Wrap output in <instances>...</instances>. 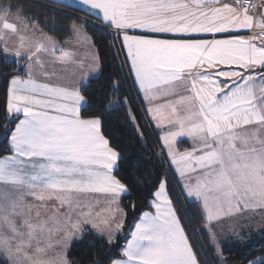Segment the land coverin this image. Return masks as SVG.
I'll return each mask as SVG.
<instances>
[{"label": "snow or ice", "instance_id": "snow-or-ice-1", "mask_svg": "<svg viewBox=\"0 0 264 264\" xmlns=\"http://www.w3.org/2000/svg\"><path fill=\"white\" fill-rule=\"evenodd\" d=\"M76 2L86 11L63 42L23 8H0V69H12L4 73L0 131V262L73 264L67 250L88 234L86 226L109 245L123 232L119 202L131 189L115 174L120 154L101 118L81 114L80 85L100 57L85 66L69 48L94 46L87 35L94 20L111 37L109 51L127 69L123 80L131 81L148 123L162 133L169 164L150 193L154 211L140 215L107 264H209L213 253L224 264L228 235L239 237L252 222L264 231V0ZM71 66L82 80L65 83ZM131 104V97L119 101L134 124ZM180 138L190 147L180 150ZM186 203L196 206L199 236ZM244 259L264 264V256Z\"/></svg>", "mask_w": 264, "mask_h": 264}, {"label": "trees", "instance_id": "trees-1", "mask_svg": "<svg viewBox=\"0 0 264 264\" xmlns=\"http://www.w3.org/2000/svg\"><path fill=\"white\" fill-rule=\"evenodd\" d=\"M7 1L14 5V11L20 7L23 8L25 15L33 19L38 18L44 31L60 42L70 38L73 18L84 16L83 12L58 7L56 3L48 0ZM94 23V20H90L87 35L94 41L96 54L100 57V73L81 88L85 97V105L81 114L82 118L91 116L101 118L103 134L120 154V162L115 174L131 189V195L126 194L119 202L121 209L126 213V218L123 232L116 236L115 242L109 245L106 239L86 231L88 234L73 243L67 251L68 259L73 264H93L95 260L104 259L105 256L107 257L105 264H107L108 260L116 258L138 217L144 211L150 210L149 204L152 200L150 193L155 190L153 184L158 185L159 183L157 177L163 178L164 171L168 169L161 156L155 135L144 121L130 81L125 83L123 80V77L127 75L126 69L121 70L120 61L115 60L112 52L109 51L111 37L101 35L100 31L93 27ZM11 70L10 66L0 69V131L4 127L3 113L8 83L4 73ZM116 82H119L118 86H115ZM124 97L132 99L131 107L137 117L134 124L128 121L126 109L119 106V101ZM0 140H3L2 136ZM187 147L185 142L178 143L180 150ZM4 150V143H0V153ZM168 175L169 190L172 191V185L175 183L170 171ZM177 194L178 189L173 193V199ZM133 203L135 210L131 206ZM185 209L192 218V227L197 228V236H199L201 226L197 223L196 206L186 203ZM200 242L203 244L204 240L201 238ZM221 247L224 264H241V261L247 264L244 259L246 256L248 259L264 256V231L253 234L244 241L224 240ZM208 259L209 264H220V260L214 258V253L209 254Z\"/></svg>", "mask_w": 264, "mask_h": 264}, {"label": "crops", "instance_id": "crops-1", "mask_svg": "<svg viewBox=\"0 0 264 264\" xmlns=\"http://www.w3.org/2000/svg\"><path fill=\"white\" fill-rule=\"evenodd\" d=\"M48 1H50V2H53V3H55L54 2V0H48ZM60 2L62 3V4H64V5H67V6H69V7H67V8H71V9H74V10H78V11H80V12H83L84 14H85V11L86 10H81V8H80V5L76 2V0H60ZM9 4V2L7 1V0H0V8H3L4 6H6V5H8ZM13 12H15L14 10H13ZM72 28V27H71ZM242 34H244V35H247V34H249V33H242ZM68 40V39H67ZM69 48L70 49H74L76 52H77V54H78V57L81 59V60H83L84 61V63H85V66H87V64H89L90 62H91V60H90V58H91V56L93 55V54H96V51H95V48H94V46H92V47H90L89 45H84V46H80V45H77V44H75V42H73L72 44H70L69 45ZM126 69V68H125ZM126 72H127V69H126ZM99 73H100V67L95 71V72H90L89 73V75H88V81L90 80V79H93V78H96L97 76H99ZM63 75H65L66 77H67V79L65 80V81H63V82H65V83H75L77 80H82V74H81V70L80 69H78V68H76L75 66H71V67H69L68 68V70L66 71V72H63L62 73ZM87 81V82H88ZM130 84H131V81H130ZM83 86H85V84H83V83H81V85H80V87L82 88ZM133 90V92H134V94L136 95V97H137V94H136V91L134 90V89H132ZM137 101H138V104H139V107H140V111H141V113H142V116H143V118H144V121H145V123L148 125V127H149V129L154 133V135H155V138H156V141H157V144H158V147H159V149H160V151H161V147H162V142L161 141H159V136L162 134L161 132H160V130L159 129H157L156 128V126H155V124L154 123H152V124H149L148 123V120L145 118V113H144V111L141 109V101H140V99L137 97ZM84 105H85V102L81 105V110H82V108L84 107ZM180 142H185V139L184 138H180ZM179 142V143H180ZM187 145H188V147H190V141H188V142H185ZM164 158V157H163ZM164 160H165V158H164ZM166 162V161H165ZM166 165L168 166V168H169V164L166 162ZM171 172V171H170ZM171 176H172V179H173V181H174V183H176V178L173 176V173L171 172ZM126 194H124L123 196H125ZM122 196V197H123ZM119 207H120V204H119ZM120 209H121V207H120ZM148 211H154V209H151L150 208V210H148ZM140 217V216H139ZM139 217H138V219H139ZM138 219L136 220V222L138 221ZM135 222V223H136ZM135 223H134V225H135ZM227 223V222H226ZM134 225H133V227H134ZM132 227V228H133ZM85 231H90V232H92V233H94L95 235H97V236H99V237H102V238H104V239H106L107 240V237L106 236H101L96 230H94V229H92L91 228V226L90 225H88V226H86V228H85ZM260 232H262L261 231V229L259 228V226H258V224L257 223H255V222H252L251 224H250V226H245L244 227V229H243V231L241 232V235L239 236V237H232L231 235H228V237L226 238V239H224V240H235V241H244V240H248L253 234H258V233H260ZM128 238H130V234H129V237ZM79 240H81L80 238H76V239H73L71 242H70V246L73 244V243H75V242H77V241H79ZM223 240V241H224ZM126 243V242H125ZM124 243V244H125ZM70 246H69V248H70ZM68 248V249H69ZM68 251V250H67Z\"/></svg>", "mask_w": 264, "mask_h": 264}, {"label": "built area", "instance_id": "built-area-1", "mask_svg": "<svg viewBox=\"0 0 264 264\" xmlns=\"http://www.w3.org/2000/svg\"><path fill=\"white\" fill-rule=\"evenodd\" d=\"M245 3H248V0H244Z\"/></svg>", "mask_w": 264, "mask_h": 264}, {"label": "rangeland", "instance_id": "rangeland-1", "mask_svg": "<svg viewBox=\"0 0 264 264\" xmlns=\"http://www.w3.org/2000/svg\"><path fill=\"white\" fill-rule=\"evenodd\" d=\"M183 203V200L181 201ZM184 207H185V204H184ZM194 228V227H193ZM197 229V228H196ZM198 234V233H197Z\"/></svg>", "mask_w": 264, "mask_h": 264}]
</instances>
